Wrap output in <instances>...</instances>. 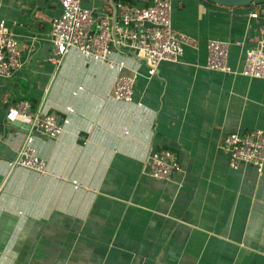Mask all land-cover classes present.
Wrapping results in <instances>:
<instances>
[{
    "label": "crops",
    "instance_id": "0c3cea01",
    "mask_svg": "<svg viewBox=\"0 0 264 264\" xmlns=\"http://www.w3.org/2000/svg\"><path fill=\"white\" fill-rule=\"evenodd\" d=\"M118 1L84 7L112 16ZM256 6L172 0L173 29L198 45L149 78L129 53L111 54L120 71L76 51L50 63L59 0H0L20 46L19 68L0 77V264H264V163L232 170L221 148L229 133L264 131V80L205 68L206 42L218 40L241 71L260 39ZM134 73L133 101L113 100L115 79ZM24 101L60 113L63 134L5 124ZM28 135L42 175L8 167ZM160 150L178 163L168 180L149 175Z\"/></svg>",
    "mask_w": 264,
    "mask_h": 264
},
{
    "label": "built area",
    "instance_id": "2783aa9c",
    "mask_svg": "<svg viewBox=\"0 0 264 264\" xmlns=\"http://www.w3.org/2000/svg\"><path fill=\"white\" fill-rule=\"evenodd\" d=\"M89 0H59L61 14L51 22L52 54L50 63L60 65L72 51L80 53L85 60L106 63L109 69L120 71L123 65L110 60L111 54H131L142 58L150 78L163 62L175 63L184 49L196 48L198 41L172 27V0H150L147 6H135L118 1L113 4L112 16H95L84 7ZM251 19L262 23L260 39L254 48L243 56L241 71L228 66L229 43L218 40L206 42L205 68L225 74L239 73L243 77L264 80V4L256 3ZM19 43L12 36L5 20L0 16V77L7 78L19 68ZM136 74L118 76L111 89L116 102L131 103ZM21 122L49 139L63 134V118L58 112L32 111L24 101L7 108L4 123ZM221 148L229 156V168L254 166L261 172L264 163V131H237L225 135ZM10 169H24L37 175L46 171V163L40 159L32 146V138L26 136L15 158L8 163ZM149 175L153 179L168 180L178 170L175 155L160 150L148 155Z\"/></svg>",
    "mask_w": 264,
    "mask_h": 264
},
{
    "label": "water",
    "instance_id": "95a60500",
    "mask_svg": "<svg viewBox=\"0 0 264 264\" xmlns=\"http://www.w3.org/2000/svg\"><path fill=\"white\" fill-rule=\"evenodd\" d=\"M38 6H42L45 0H35ZM212 3H216L221 6L226 7H236V6H249L252 3L264 2V0H207ZM10 125L18 129L28 130L29 126L21 122L15 121L10 122Z\"/></svg>",
    "mask_w": 264,
    "mask_h": 264
},
{
    "label": "trees",
    "instance_id": "16d2710c",
    "mask_svg": "<svg viewBox=\"0 0 264 264\" xmlns=\"http://www.w3.org/2000/svg\"><path fill=\"white\" fill-rule=\"evenodd\" d=\"M121 2L129 4V5H135V6H147L150 2V0H121ZM263 4L264 2H260Z\"/></svg>",
    "mask_w": 264,
    "mask_h": 264
}]
</instances>
